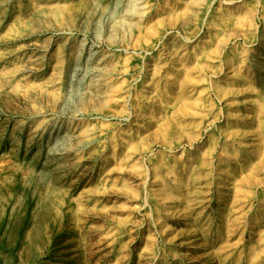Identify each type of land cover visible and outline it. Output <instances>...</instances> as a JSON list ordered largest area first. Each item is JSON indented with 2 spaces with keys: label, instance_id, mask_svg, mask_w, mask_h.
<instances>
[{
  "label": "rangeland",
  "instance_id": "rangeland-1",
  "mask_svg": "<svg viewBox=\"0 0 264 264\" xmlns=\"http://www.w3.org/2000/svg\"><path fill=\"white\" fill-rule=\"evenodd\" d=\"M0 264H264V0H0Z\"/></svg>",
  "mask_w": 264,
  "mask_h": 264
},
{
  "label": "bare ground",
  "instance_id": "bare-ground-1",
  "mask_svg": "<svg viewBox=\"0 0 264 264\" xmlns=\"http://www.w3.org/2000/svg\"><path fill=\"white\" fill-rule=\"evenodd\" d=\"M137 4L139 5V4H143V1L141 2V1H138L137 2ZM136 5V4H135ZM139 7H140V5H139ZM138 8V7H137ZM64 148V146H62V143H61V141H58V140H56V141H54V144L52 145V147L50 148V150H52L53 152H55V154H58L59 153V151L60 150H62Z\"/></svg>",
  "mask_w": 264,
  "mask_h": 264
}]
</instances>
